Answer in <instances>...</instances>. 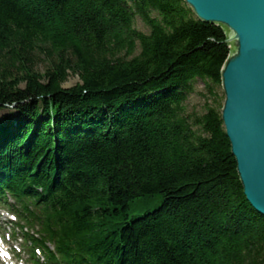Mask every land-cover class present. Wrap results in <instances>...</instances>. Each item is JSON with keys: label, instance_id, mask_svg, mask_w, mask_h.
<instances>
[{"label": "trees", "instance_id": "obj_1", "mask_svg": "<svg viewBox=\"0 0 264 264\" xmlns=\"http://www.w3.org/2000/svg\"><path fill=\"white\" fill-rule=\"evenodd\" d=\"M228 39L184 0H0V198L64 264H264L222 120Z\"/></svg>", "mask_w": 264, "mask_h": 264}, {"label": "water", "instance_id": "obj_2", "mask_svg": "<svg viewBox=\"0 0 264 264\" xmlns=\"http://www.w3.org/2000/svg\"><path fill=\"white\" fill-rule=\"evenodd\" d=\"M184 1L199 20L228 31L222 120L245 196L264 216V0Z\"/></svg>", "mask_w": 264, "mask_h": 264}, {"label": "rangeland", "instance_id": "obj_3", "mask_svg": "<svg viewBox=\"0 0 264 264\" xmlns=\"http://www.w3.org/2000/svg\"><path fill=\"white\" fill-rule=\"evenodd\" d=\"M138 28L142 31H145L147 32V28L140 22L138 21ZM79 78L77 76H70L69 80L67 83L64 84V87L65 88H70L72 86H74L75 84H77L79 82ZM203 88V85L202 84H199V90H202ZM190 109H198V110H201L203 107H204V101H202L200 98H196V97H193L191 100H190ZM8 112H5V113H2L0 115V118H2L1 116L3 115H7ZM160 204H156L155 207L159 206ZM139 214H133L131 216V219L132 220L134 217H137Z\"/></svg>", "mask_w": 264, "mask_h": 264}]
</instances>
